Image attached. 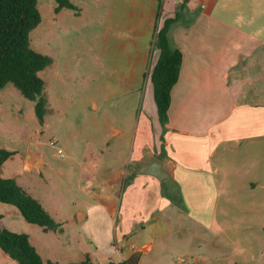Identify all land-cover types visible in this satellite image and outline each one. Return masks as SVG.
Wrapping results in <instances>:
<instances>
[{
  "label": "crops",
  "instance_id": "0c3cea01",
  "mask_svg": "<svg viewBox=\"0 0 264 264\" xmlns=\"http://www.w3.org/2000/svg\"><path fill=\"white\" fill-rule=\"evenodd\" d=\"M70 1L77 10L53 6L45 24L53 35L61 24L66 28L90 13L86 1ZM181 1L95 0L103 15L97 35L101 99L142 96L119 161L115 138L124 128H115L111 113L87 132L85 149L77 153L66 145L65 156L63 150V156L46 153L42 127L48 112L43 124L28 112L34 131L23 138V147L0 143L12 151L0 165V178L15 179L60 229L44 230L1 201L0 226L27 233L44 261L67 264L89 256L103 264L137 255L135 264H264V0H186L168 29L181 60L161 142L147 77L155 58L151 39L155 24L172 16ZM48 57L54 76L60 62L69 74L71 53L63 60ZM47 67L39 72L44 82ZM13 93L11 84L0 90L2 111ZM151 157L162 162L170 180L135 172ZM129 165L134 175L122 187ZM161 182L166 192L176 185L182 206L163 195ZM66 191L69 199L63 201ZM232 207L241 215H232ZM81 236L92 241L82 247ZM70 239L72 249L48 256L49 243ZM0 264L19 263L0 249Z\"/></svg>",
  "mask_w": 264,
  "mask_h": 264
},
{
  "label": "rangeland",
  "instance_id": "374dc122",
  "mask_svg": "<svg viewBox=\"0 0 264 264\" xmlns=\"http://www.w3.org/2000/svg\"><path fill=\"white\" fill-rule=\"evenodd\" d=\"M82 1L88 3L90 13L86 14L81 21L74 18L67 22L66 28L61 24L53 35L52 28H45V24L49 22L56 2L55 0H37V5L41 9L42 23L31 30L29 34L30 46L40 54L51 58L62 57L63 60L68 58L70 53L72 56L69 63V74L63 72V62L59 63L61 72L56 76H54L56 68L52 63L41 72V75L46 78L48 106V113L42 127L44 129L42 132L43 148L47 154L53 155L60 147L64 156L67 152L66 147L76 153L85 149L89 136L87 132L96 131L95 125L98 122L101 123V118L105 114L111 113L115 116V128H120V126L124 128L123 133L115 138V144L119 143L120 145V148L115 146L116 163L120 160L117 158L119 150L123 155L126 153L142 96L138 93L125 94L115 98V101L103 103L100 92L103 80L99 51L101 38L97 36L103 30V15L101 7L95 8V5L98 6L95 4V0H93L94 4H92V0ZM11 87L14 93L10 95V101L6 102L8 105L5 106L4 111L0 107V143L18 148L19 146L23 147V138L27 134L31 137L34 131H31L28 112L31 111L33 118L35 116L32 102L25 99L14 86L11 85ZM143 101L145 105L147 93H145ZM95 103L98 104L97 108H93ZM50 141H53L54 144L51 145ZM113 143L114 140L111 139L110 145ZM127 169L126 174L128 175L134 166L129 165ZM68 199L69 191H66L62 195V200ZM230 212L232 215H241L234 207ZM76 232L79 234L80 230ZM81 235L83 234L81 233ZM72 241L70 239L62 243H49L48 256H59L62 251L67 252L68 248L72 249ZM90 241L92 240L81 236L82 247H85ZM98 250L102 251V248L100 247Z\"/></svg>",
  "mask_w": 264,
  "mask_h": 264
},
{
  "label": "trees",
  "instance_id": "16d2710c",
  "mask_svg": "<svg viewBox=\"0 0 264 264\" xmlns=\"http://www.w3.org/2000/svg\"><path fill=\"white\" fill-rule=\"evenodd\" d=\"M55 10L63 8L77 10L70 0H55ZM186 0H182L172 16L163 17L155 24L151 48L155 58L147 70V77L152 86V97L157 121L160 126L159 139L163 141V132L167 122L169 92L178 75L181 55L172 47L168 38L170 25L178 18V12L184 8ZM37 0H0V90L11 84L18 92L33 104L34 114L43 124L48 112L45 82L39 72L51 63V59L30 46L29 34L40 22ZM162 152V147H161ZM12 154V151L0 148V165ZM132 170L123 177L122 187L128 184ZM162 193L171 202L182 206L178 188L171 184L169 192L162 186ZM0 201L18 208L23 217L30 223L44 230H57V223L39 200L32 197L13 178H0ZM1 218V217H0ZM264 231V227L262 228ZM0 249L19 264H58L50 260L44 261L25 232L11 231L0 226ZM137 255L126 260H107L103 264H135ZM67 264H97L86 256L78 262Z\"/></svg>",
  "mask_w": 264,
  "mask_h": 264
},
{
  "label": "water",
  "instance_id": "95a60500",
  "mask_svg": "<svg viewBox=\"0 0 264 264\" xmlns=\"http://www.w3.org/2000/svg\"><path fill=\"white\" fill-rule=\"evenodd\" d=\"M135 172L138 174L150 175L158 181L170 180L169 173L162 168V162L156 157L149 158L148 161L139 166Z\"/></svg>",
  "mask_w": 264,
  "mask_h": 264
},
{
  "label": "built area",
  "instance_id": "2783aa9c",
  "mask_svg": "<svg viewBox=\"0 0 264 264\" xmlns=\"http://www.w3.org/2000/svg\"><path fill=\"white\" fill-rule=\"evenodd\" d=\"M50 144L53 145L54 142L53 141H50ZM57 152L60 153L62 156H63V152H62V149L61 148H57Z\"/></svg>",
  "mask_w": 264,
  "mask_h": 264
}]
</instances>
